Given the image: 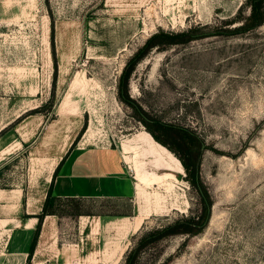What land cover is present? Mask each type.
Masks as SVG:
<instances>
[{
  "label": "rangeland",
  "instance_id": "obj_1",
  "mask_svg": "<svg viewBox=\"0 0 264 264\" xmlns=\"http://www.w3.org/2000/svg\"><path fill=\"white\" fill-rule=\"evenodd\" d=\"M242 4L247 14L246 0H0V135L19 146L0 186L30 185L41 196L52 163L77 147L116 149L111 162L123 165L131 183L145 180L136 197L134 188L131 197L84 198L77 209L61 201L60 222L33 263L124 264L147 231L202 213L189 172L155 139L165 150L154 144L151 151L150 133L120 100L118 81L153 33L214 30ZM129 95L151 117L203 139L200 182L212 202L202 231L161 240L140 264H264V25L151 51ZM138 140L149 150L142 158ZM122 147H129L127 163ZM113 174L109 184L102 179L103 191L130 194L128 181ZM139 199L147 215L127 230Z\"/></svg>",
  "mask_w": 264,
  "mask_h": 264
},
{
  "label": "crops",
  "instance_id": "obj_2",
  "mask_svg": "<svg viewBox=\"0 0 264 264\" xmlns=\"http://www.w3.org/2000/svg\"><path fill=\"white\" fill-rule=\"evenodd\" d=\"M5 128V126L0 127V134ZM147 136L146 143L151 144V151L154 153L156 148L154 144H157V142L154 141L151 135ZM2 138L3 136L0 135V174L2 172L5 174L7 167L16 166L14 163L18 158L19 146L17 142H14L16 139L3 141ZM144 142L138 140L136 143V146L141 150L139 155L141 158L144 157L145 153H149V150L144 147ZM157 145L158 147L160 146L159 144ZM126 148L129 147H122L120 150L123 160L127 163L128 159L124 158V154L130 152ZM159 148L165 150L162 146ZM104 151H108L107 154ZM98 152L101 156L97 155ZM92 153H94V157H92ZM113 153L117 154V150L113 148H73L65 155L66 157L56 174L55 169L61 161L58 159L52 163L47 182H44L49 184L47 188L44 184L41 196L36 193L37 189L29 187L30 185L10 183L9 185L0 186V264H26L39 224L37 215L42 212L44 201L50 188H52L54 195L63 198L131 197L135 188L136 197L139 191L138 187L145 181H143L144 176L141 175V180L138 182L131 183L126 176V169L123 165L117 161L112 163L110 158L107 157ZM141 162V166L146 167L144 161ZM138 171L140 170H137V174ZM116 172L120 173L122 180L128 181V185L131 187L130 194L123 195L121 193L103 191L101 186L102 179H106L109 184L111 179L114 181L117 178L116 174H113ZM162 173L167 174L166 171ZM139 204L140 212L127 230L133 231L136 229L142 218L147 215L146 206L141 201ZM60 219L58 214H50L43 217L31 264H35L33 263L34 261H41L39 254L42 251L43 239L50 229H54L59 224Z\"/></svg>",
  "mask_w": 264,
  "mask_h": 264
},
{
  "label": "trees",
  "instance_id": "obj_3",
  "mask_svg": "<svg viewBox=\"0 0 264 264\" xmlns=\"http://www.w3.org/2000/svg\"><path fill=\"white\" fill-rule=\"evenodd\" d=\"M246 6L248 7L247 14H245L246 10L242 9V4L239 7L238 14L214 30H207L209 29L207 24L190 27L183 31H166L161 29L147 38L145 43L133 53L122 68L118 81V96L120 100L131 105L137 115L141 117L140 119L146 126V130L153 135V138L159 144L161 143L170 149L180 160L183 167L189 172L192 183L197 187L202 203V213L200 215L178 218L143 234L128 251L124 264H140L143 253L147 249L169 236L196 234L202 231L210 219L212 206V202L200 182V168L205 149L203 139L190 127L151 117L141 105L130 97V79L137 66L155 49L165 50L177 44H185L194 39L214 34L225 36L243 35L264 25V0H246ZM65 157H63L56 168L55 174ZM83 199L78 197H58L53 194L52 188L49 189L42 212L37 215L39 217V224L26 264H31L43 217L50 214H58L57 208L62 207L61 201L63 200L71 202L77 209L79 208V201ZM62 213L71 214L70 210L67 209H63Z\"/></svg>",
  "mask_w": 264,
  "mask_h": 264
},
{
  "label": "water",
  "instance_id": "obj_4",
  "mask_svg": "<svg viewBox=\"0 0 264 264\" xmlns=\"http://www.w3.org/2000/svg\"><path fill=\"white\" fill-rule=\"evenodd\" d=\"M149 132V131H148ZM150 133V132H149ZM151 134V133H150ZM152 135V134H151ZM153 136V135H152ZM161 144V143H160ZM163 145V144H162ZM165 146V145H164ZM166 147V146H165ZM167 148V147H166Z\"/></svg>",
  "mask_w": 264,
  "mask_h": 264
},
{
  "label": "bare ground",
  "instance_id": "obj_5",
  "mask_svg": "<svg viewBox=\"0 0 264 264\" xmlns=\"http://www.w3.org/2000/svg\"><path fill=\"white\" fill-rule=\"evenodd\" d=\"M149 133V132H148ZM151 135V134H150ZM180 161V160H179Z\"/></svg>",
  "mask_w": 264,
  "mask_h": 264
}]
</instances>
